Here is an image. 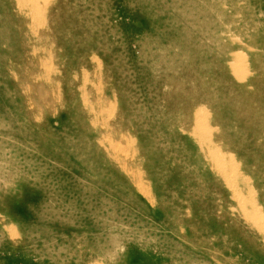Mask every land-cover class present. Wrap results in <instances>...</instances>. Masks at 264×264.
<instances>
[{"label": "rangeland", "instance_id": "374dc122", "mask_svg": "<svg viewBox=\"0 0 264 264\" xmlns=\"http://www.w3.org/2000/svg\"><path fill=\"white\" fill-rule=\"evenodd\" d=\"M262 27L264 0H0V264H264Z\"/></svg>", "mask_w": 264, "mask_h": 264}, {"label": "bare ground", "instance_id": "6f19581e", "mask_svg": "<svg viewBox=\"0 0 264 264\" xmlns=\"http://www.w3.org/2000/svg\"><path fill=\"white\" fill-rule=\"evenodd\" d=\"M26 1H27V0H26ZM37 1H38V0H37ZM203 1H204V0H203ZM39 2H40V1H39ZM259 2H260V1H259ZM11 3H12V2H11ZM173 3H174V1H173ZM208 3H209V2H208ZM221 3H222V2H221ZM242 3H243V2H242ZM14 4H15V3H14ZM53 4H54V3H53ZM53 4H52V5H53ZM165 4H166V3H165ZM215 4H216V3H215ZM230 4H231V3H230ZM134 5H135V4H134ZM55 6H56V5H55ZM135 7H136V5H135ZM162 7H163V6H162ZM175 8H176V7H175ZM183 8H184V7H183ZM209 8H210V7H209ZM226 8H227V7H226ZM262 8H263V7H262ZM163 9H164V7H163ZM200 9H201V8H200ZM229 9H230V8H229ZM188 10H189V9H188ZM202 10H203V9H202ZM179 11H180V10H179ZM165 12H166V11H165ZM172 12H173V11H172ZM162 13H163V12H162ZM235 14H236V13H235ZM39 15H40V13H39ZM179 15H181V13H180ZM233 15H234V14H233ZM171 16H172V15H171ZM183 16H184V15H183ZM183 16H182V17H183ZM194 16H195V15H194ZM231 16H232V15H231ZM39 17H40V16H39ZM177 18H178V16H177ZM146 19H147V18H146ZM159 20H160V19H159ZM183 20H184V19H183ZM205 20H206V19H205ZM212 20H213V19H212ZM45 21H46V20H45ZM173 21H174V20H173ZM175 21H176V20H175ZM213 21H214V20H213ZM209 22H210V21H209ZM174 23H175V22H174ZM206 23H207V22H206ZM212 23H213V22H212ZM197 24H198V23H197ZM251 24H252V23H251ZM176 25H177V24H176ZM181 25H182V24H181ZM215 27H216V26H215ZM241 27H242V26H241ZM182 28H183V27H182ZM195 28H196V27H195ZM197 28H199V27H197ZM200 28H202V27H200ZM259 28H260V27H259ZM192 29H193V27H192ZM192 29H191V30H192ZM250 29H251V28H250ZM262 29H264V28L262 27ZM193 30H194V29H193ZM194 31H195V30H194ZM221 31H222V30H221ZM177 32H178V31H177ZM184 32H185V31H184ZM198 33H199V32H198ZM201 33H202V32H201ZM207 33H208V32H207ZM198 35H199V34H198ZM191 36H192V34H191ZM209 38H210V37H209ZM248 38L251 39L250 36H248ZM200 39H201V38H200ZM252 39H253V41H254V40L256 41V39H255L254 37H253ZM191 40H192V39H191ZM257 41H258V40H257ZM253 43H254V42H253ZM256 43H257V42H256ZM261 45H262V44H261ZM189 47H190V46H189ZM186 51L190 52L189 50H186ZM239 54H240V53H239ZM239 54H236V57H237V55L239 56ZM240 56H241V55H240ZM242 56H243V55H242ZM263 57H264V56H263ZM241 59L244 60V58H241ZM263 62H264V61H263ZM195 63H196V62H195ZM200 63H201V61H200ZM241 63H242V62H241ZM258 63H259V62H258ZM237 65H239V64H237ZM237 65H236V66H237ZM199 66H201V65H199ZM239 66H240V65H239ZM237 67H238V66H237ZM195 69H196V68H195ZM231 70L233 71V68H232ZM240 72H241V73H240ZM192 73H193V72H192ZM238 73H239V76H241V75L244 76V75H245V74H243L244 71H242V70L239 71ZM206 74H207V73H206ZM190 75H191V74H190ZM196 75H197V74H196ZM73 78H74V77H73ZM210 78H211V77H210ZM207 79H208V78H207ZM225 79H226V78H225ZM250 79H251V78H250ZM214 80H215V79H214ZM214 80H213V81H214ZM260 80H261V79H260ZM260 80H259V81H260ZM194 83H195V82H194ZM227 83H228V82H227ZM231 83H232V82H231ZM198 84H199V83H198ZM200 84H201V83H200ZM229 84H230V83H229ZM241 84H242V83H241ZM257 84H258V83H257ZM210 85H211V84H210ZM219 85H220V84H219ZM226 85H227V84H226ZM214 86H215V85H214ZM251 86H252V85H251ZM254 86H255V85H254ZM210 87H211V86H210ZM247 87H248V86H247ZM249 88H250V87H249ZM262 88H263V87H262ZM255 89H256V88H255ZM184 90H185V89H184ZM229 90H230V89H229ZM220 91H221V90H220ZM220 91H219V92H220ZM233 91H234V90H233ZM209 92H210V91H209ZM231 92H232V91H231ZM252 92H253V91H252ZM190 93H191V92H190ZM201 93H202V92H201ZM35 95H36V94H35ZM200 95H201V94H200ZM222 96H223V95H222ZM199 97H200V96H199ZM211 97H212V96H211ZM228 97H230V96H228ZM195 99H196V97H195ZM199 99H200V98H199ZM201 99H202V98H201ZM205 99H206V97H205ZM212 99H213V98H212ZM237 100H238V99H237ZM56 101H57V100H56ZM228 102H229V101H228ZM215 103H216V102H215ZM229 107H230V106H229ZM230 108H231V107H230ZM238 108H239V107H238ZM198 109H199V108H198ZM216 109H218V108H216ZM236 109H237V108H236ZM261 109H262V108H261ZM224 110H225V109H224ZM261 111H262V110H261ZM206 112H207V111H206ZM237 112H238V111H237ZM199 113L202 114V112H197V113L195 114L194 118H193V119H194V120H193L194 122H195V120L197 121V119L201 116ZM207 113H208V112H207ZM226 113H227V112H226ZM205 114H206V113H205ZM205 114H203V115L205 116ZM229 114H230V113H229ZM54 115H55V114H54ZM203 115H202V116H203ZM207 115H208V114H207ZM242 115H243V114H242ZM209 116H210V115H209ZM227 116H229V115H227ZM233 116H234V115H233ZM192 117H193V115H192ZM240 117H241V116H240ZM242 117H243V116H242ZM207 118H208V117H207ZM259 118H260V117H259ZM217 119H218V118H217ZM217 119H216V120H217ZM228 119H229V118H228ZM256 119H257V118H256ZM216 120H215V121H216ZM252 120H253V119H252ZM247 121H248V120H247ZM218 122H219V121H218ZM224 122H225V121H224ZM238 122H239V121H238ZM248 122H249V121H248ZM262 122H263V121H262ZM226 123H227V122H226ZM206 124H207V123H206ZM218 124H219V123H218ZM238 124H239V123H238ZM243 124H244V123H243ZM219 126H220V125H219ZM242 126H243V125H242ZM202 127H203V126H202ZM96 128H97V127H96ZM199 128H201V127H199ZM244 128H245V127H244ZM205 129H206V128H205ZM209 129H210V128H209ZM209 129H208V130H209ZM232 129H233V128H232ZM237 129H238V128H237ZM237 129H236V130H237ZM193 130L195 131L194 128H193ZM198 130H199V129H198ZM208 130H207V131H208ZM225 130H226V129H225ZM230 130H231V129H230ZM202 131H203V130H202ZM213 131H214V129H213ZM216 131H217V130H216ZM234 131H235V130H234ZM203 132H206V131H203ZM235 132H236V131H235ZM256 132H257V131H256ZM260 132H261V131H260ZM191 133H192V132H191ZM195 133H196V131H195ZM195 133H194V134H195ZM211 133H212V132H211ZM211 133L209 134V136L211 135ZM222 133H223V132H222ZM228 133H229V131H228ZM201 134H202V133H201ZM224 134H225V133H224ZM235 134H236V133H235ZM226 135H227V134H226ZM228 135H229V134H228ZM222 136H223V135H222ZM235 136H236V135H235ZM233 138H234V137H233ZM252 138H253V137H252ZM221 139H222V137H221ZM227 139H228V137H227ZM233 140H234V139H233ZM237 140H238V139H236V140H234V141H237ZM239 140H241V139H239ZM244 140H246V139H244ZM223 141H224V140H223ZM194 142H195V141H194ZM224 142H225V141H224ZM227 142H228V141H227ZM237 142H238V141H237ZM181 143H182V142H181ZM192 143H193V142H192ZM239 143H240V142H239ZM257 143H258V142H257ZM226 144H227V143H226ZM230 144H231V143H230ZM135 145H136V144H135ZM209 145H210V144H209ZM228 145H229V144H228ZM233 145H234V144H233ZM233 145H232V146H233ZM184 146H185V145H184ZM230 146H231V145H230ZM263 146H264V145H263ZM123 147L125 148V146H123ZM185 147H187V146H185ZM234 147H237V146L235 145ZM234 147H233V148H234ZM240 147H241V146H240ZM120 148H121V147H120ZM131 148H132V147H131ZM241 148H242V147H241ZM205 149H206V148H205ZM235 149H236V148H235ZM239 149H240V148H238V150H239ZM252 149H253V148H252ZM243 150H245V149H243ZM125 151H126V149H125ZM133 151H134V150H133ZM206 151H207V150H206ZM230 151H231V149H230ZM234 151H235V150H234ZM246 152H247V151H246ZM236 153H237V152H236ZM239 155H240V154H239ZM214 157H215L218 161H222V160L220 159V154H219V153H217V154L215 153V154H214ZM222 157H223V156H222ZM205 158H206V157H205ZM228 158H229V157H228ZM231 158H232V157H231ZM139 159H140V158H139ZM134 160H135V159H134ZM134 160H133V161H134ZM136 160H137V159H136ZM232 160H233V159H232ZM120 161H121V160H120ZM122 161H123V160H122ZM138 161H139V160H138ZM135 162H137V161H135ZM227 162H228V160H227ZM230 162H232V161H230ZM230 162H228V163L230 164ZM234 162H235V161H234ZM126 164H127V163H126ZM126 164H125V165H126ZM133 164H134V162H133ZM207 164H208V163H207ZM232 164H233V163H232ZM236 164H237V163H236ZM238 165H239V164H238ZM116 166H117V165H116ZM205 166H206V165H205ZM219 166H220V164H219ZM229 166H230V165H229ZM128 167H129V165H128ZM207 167H208V166H207ZM238 167H239V166H238ZM126 168H127V167H126ZM120 169H121V168H120ZM207 169H208V168H207ZM211 169H212V168H211ZM234 169H235V168H234ZM229 170H230V168H229ZM232 170H233V169H232ZM236 170H238V169H236ZM121 171H122V170H121ZM243 171H244V170H243ZM123 172H124V171H123ZM210 173H211V172H210ZM213 175H214V174H213ZM230 178H231V177H230ZM241 179H242V178H241ZM228 180L230 181V179H228ZM245 180H246V179H245ZM256 184H257V183H256ZM260 186H261V185H260ZM261 187H262V186H261ZM259 188H260V187H259ZM258 190H259V189H258ZM244 192H245V191H244ZM246 193H247V192H246ZM241 194H242V193H241ZM234 195H235V194H234ZM230 196H231V195H230ZM234 199H235V198H234ZM236 199H238V198L236 197ZM236 199H235V200H236ZM253 199H254V198H253ZM236 201H237V200H236ZM236 203H237V202H236ZM253 205H254V204H253ZM149 207H150V206H149ZM233 211H234V210H233ZM257 214H258V213H257ZM262 220H263V218H262ZM259 222H261V221H260V218H259ZM257 224H258V223H257ZM257 224H256V225H257ZM263 224H264V221H263Z\"/></svg>", "mask_w": 264, "mask_h": 264}]
</instances>
